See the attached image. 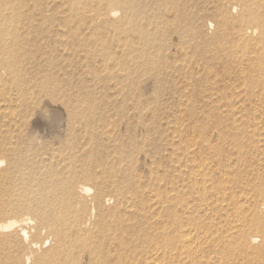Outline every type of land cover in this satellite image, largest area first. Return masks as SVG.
<instances>
[{"label": "bare ground", "instance_id": "bare-ground-1", "mask_svg": "<svg viewBox=\"0 0 264 264\" xmlns=\"http://www.w3.org/2000/svg\"><path fill=\"white\" fill-rule=\"evenodd\" d=\"M164 99L201 105L198 142L156 125ZM247 104L264 0H0V264H264V147L233 139ZM257 157L253 197L224 198Z\"/></svg>", "mask_w": 264, "mask_h": 264}, {"label": "rangeland", "instance_id": "rangeland-1", "mask_svg": "<svg viewBox=\"0 0 264 264\" xmlns=\"http://www.w3.org/2000/svg\"><path fill=\"white\" fill-rule=\"evenodd\" d=\"M244 89V88H243ZM165 93H166V90H165ZM165 101V99L163 100V101H158V103H156V108H157V113H158V115H157V117H156V125H158L159 123H163V122H165L166 120H177L178 122H179V124H178V126L179 125H181L182 123V127L184 126L185 127V129L187 130V132H188V136H186L187 137V139H190L191 137L190 136H195L196 135V138H195V140L198 142L201 138L199 137L200 136V134H199V132H197V131H195V132H191L192 130H191V128H196V125H197V119L199 120L200 118H199V113L202 111V107H201V105L200 104H195L194 106L193 105H191V104H189V105H186V106H183L182 107V110H183V112H182V114H181V112H177L176 113V109L178 108L175 104H172V103H170V102H164ZM255 105V104H254ZM253 104H247L246 105V108H247V112L245 113V114H250V115H244V116H240V118H239V123H240V128H239V130H237L236 131V133H235V136H234V140H235V138L237 139V141H238V143H239V147H240V149L238 150V152H240L241 154L243 153V155L244 154H247L246 152H250V150H251V146H253L254 144H257L259 147H264V122L263 121H259V120H257V121H254L253 120V110H256V109H260V110H258V111H255L254 113H259V112H261V111H264V110H261L262 108L261 107H256V106H264V105H256V106H254ZM250 108H248V107ZM165 107V108H164ZM204 108H206L205 106H204ZM203 108V109H204ZM235 108L236 109H238V106H235ZM252 108V109H251ZM222 109H224L223 107H222ZM190 110H192V111H194L195 112V117H192V116H190V115H188L189 114V111ZM249 110V111H248ZM225 111V110H224ZM252 113V114H251ZM188 115V116H187ZM180 116V117H179ZM180 119H179V118ZM182 117H184V118H182ZM170 118V119H169ZM183 121V122H182ZM181 122V123H180ZM192 123V124H191ZM259 125V126H258ZM158 127V126H157ZM254 127V128H253ZM248 129V130H247ZM262 129V130H261ZM186 130H185V132H186ZM197 130V129H196ZM258 131H260V132H258ZM253 132V133H252ZM165 134V132L163 133V135ZM258 134H260V135H258ZM257 136H259V137H257ZM186 137H185V135H184V138L186 139ZM189 137V138H188ZM199 139H198V138ZM201 137H202V135H201ZM263 137V138H262ZM258 139V140H257ZM249 141V142H248ZM256 141V142H255ZM259 141H260V143H259ZM245 142V143H244ZM247 143V144H246ZM230 144H231V139L230 138H227V140H225V142L222 144V147H221V149L222 150H224V151H227L228 149H232V150H234V151H236L237 150V148L235 149V148H231L230 147ZM260 144V145H259ZM247 146V147H246ZM195 151H196V147H194L193 148ZM249 150V151H248ZM246 151V152H245ZM250 154L251 153H249V156H250ZM209 160V159H208ZM251 162H250V161ZM256 160H258V157H257V159H254V158H251V159H247L246 160V163L245 164H242L241 165V170H242V173L240 174V175H237V181L233 184V186L231 187V189L229 190V189H227V191L223 194V197L224 198H229V197H232V198H239L240 196L242 197V198H246V197H248V198H252L253 196H252V180H250L251 178H252V176H253V174H250V173H248L249 172V164L250 163H254L255 165H256ZM206 161L207 160H205L204 162H205V164L207 165H205V167L207 168V171H206V173L209 171L210 172V169H212L213 167H211V166H209L210 164H208V163H206ZM210 161V160H209ZM258 163V162H257ZM211 167L210 169H209V167ZM256 166H258V165H256ZM166 168H164V170L165 171H163V173H164V175H163V177H165L164 178V181L162 182V184L160 185V186H162V188H163V190H165V191H168L169 190V188H170V186H171V184H170V169H169V167L168 166H165ZM245 167V168H244ZM161 171H162V169H161ZM248 171V172H247ZM251 171V170H250ZM212 172H214V168L212 169ZM259 173H261V171H259ZM208 176H207V182H206V185L207 186H209V185H211L209 182H211V181H209L208 182V180H210V178H208V177H210L209 175H210V173L209 174H207ZM251 175V176H250ZM245 176V177H244ZM240 177L242 178V179H246V180H249V183L247 182V183H245V184H243V185H241V189H239L240 187H239V182H241L242 180H240ZM262 179V180H260V182H261V184L260 185H258V183H256L255 184V186H258V188H259V195H260V197H256V198H264V176L263 177H259L258 179ZM140 182H146V180H141ZM243 182V181H242ZM246 182V181H245ZM206 186V188H207V191H208V189L210 188V186L209 187H207ZM245 187H246V189H245ZM249 187V188H248ZM244 188V189H243ZM226 189V188H225ZM201 190H202V188H201ZM245 190V191H244ZM248 190V191H247ZM251 190V191H250ZM238 191H241V193L240 192H238ZM250 191V192H249ZM158 192V191H157ZM230 192V193H229ZM232 192V193H231ZM233 192H235V193H233ZM249 193V195H247L246 193ZM152 194H156V193H153V192H151ZM159 193V192H158ZM211 193V194H210ZM207 196V198H209L210 196V198H214L213 197V195H212V192H210ZM244 193V194H243ZM206 194H207V192H206ZM158 195V194H157ZM228 195V196H227ZM231 195H233V196H231ZM239 195V196H238ZM244 196V197H243ZM222 197V195H221V198H223ZM240 197V198H241ZM260 214L261 215H263L264 216V211H262V212H260ZM21 215V214H20ZM45 237H46V234H33V236H32V239L34 240V241H36V242H38L39 244H41L42 242H43V240L45 239ZM203 246H204V244H202ZM204 248H205V246H204ZM43 251H44V249H38L37 250V255L39 256L40 254H42L43 253Z\"/></svg>", "mask_w": 264, "mask_h": 264}]
</instances>
